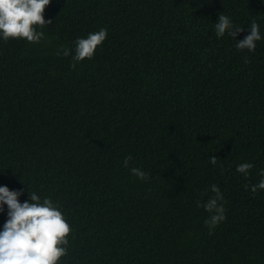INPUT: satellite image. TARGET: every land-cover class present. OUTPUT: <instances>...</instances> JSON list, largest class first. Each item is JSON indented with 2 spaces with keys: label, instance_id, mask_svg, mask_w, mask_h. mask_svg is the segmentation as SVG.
Listing matches in <instances>:
<instances>
[{
  "label": "trees",
  "instance_id": "trees-1",
  "mask_svg": "<svg viewBox=\"0 0 264 264\" xmlns=\"http://www.w3.org/2000/svg\"><path fill=\"white\" fill-rule=\"evenodd\" d=\"M220 14L238 40L257 22L254 51L217 38ZM44 18L38 43L0 34V187L62 212L58 264H264V0H51Z\"/></svg>",
  "mask_w": 264,
  "mask_h": 264
},
{
  "label": "clouds",
  "instance_id": "clouds-1",
  "mask_svg": "<svg viewBox=\"0 0 264 264\" xmlns=\"http://www.w3.org/2000/svg\"><path fill=\"white\" fill-rule=\"evenodd\" d=\"M51 3V0H0V34L5 40L9 38L26 39L28 42H39L43 32H37L35 25L44 26L46 21L44 10ZM250 34L243 40H238V33L244 31L243 27H233L228 16L219 15L215 24L217 38L223 37L225 33L237 41V49L254 51L256 41L261 39L259 25L255 20L250 24ZM107 30L89 33L87 38H80L76 41V52L72 57L76 64L85 58H91L97 47L106 39ZM69 50L63 52L68 56ZM132 160L131 156L124 159V166L128 167ZM213 165L217 163V157L211 156ZM253 167L250 163H243L237 166V172L248 175V170ZM131 173L140 180H147L148 174L137 167L131 168ZM264 176V172L261 173ZM247 187V186H246ZM264 189V180L258 185H252V192ZM211 191L215 193L203 207L209 215L205 221L206 226L214 229L221 221L226 219L225 209L222 203L224 197L219 187L211 185ZM22 191L10 190L7 186L0 187V210L3 205L8 207L9 219L4 224V230L0 231V264H58L62 256L66 254V248L61 245H68V235L72 229L62 212L54 206L53 201L41 197L35 192H30V200L23 203L18 197ZM201 206L198 204V207Z\"/></svg>",
  "mask_w": 264,
  "mask_h": 264
}]
</instances>
